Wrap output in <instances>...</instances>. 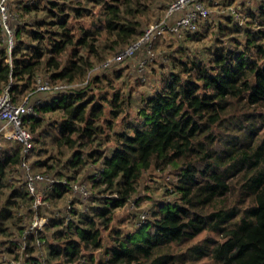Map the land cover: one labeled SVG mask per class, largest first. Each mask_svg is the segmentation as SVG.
Here are the masks:
<instances>
[{
	"label": "trees",
	"instance_id": "trees-1",
	"mask_svg": "<svg viewBox=\"0 0 264 264\" xmlns=\"http://www.w3.org/2000/svg\"><path fill=\"white\" fill-rule=\"evenodd\" d=\"M115 1L118 5L105 4L103 26L116 37L114 44L135 41L144 32L140 30L141 22L126 19L123 14L135 13L133 3L141 0ZM50 4L52 8L48 13L53 19L37 21L39 28L29 30L30 44L19 39L26 26L17 19L12 20L16 44L11 56L0 29V93L10 85L14 102L34 92L41 66L46 71L50 69L46 79L52 84L73 82L93 66L86 58L78 56L76 50L74 56L77 55V61L85 69L75 61H71L70 66H61L59 56L74 44V37L64 7L55 1ZM34 8L38 9L36 2L30 4L28 1L22 6L25 11ZM261 10L264 14L263 7ZM74 11L77 16L82 14L77 8ZM250 14L254 17V13ZM175 20L172 16L168 18L170 23ZM259 25H264V17ZM42 26L44 29H40ZM52 27L55 30H51ZM196 27L194 25L190 31L194 32ZM225 29L219 27L221 32ZM233 30H240L237 23ZM90 33L87 31L85 36ZM76 39L77 45H87L92 50L93 45L87 37ZM263 39L264 31L250 29L243 42L233 39L232 48L215 47L207 60L185 54L178 69L164 77L162 87L143 99L139 111L141 120L123 123V130L113 135L114 148L110 154L94 148L84 157V153L75 151L66 161L65 166L73 169V174L66 178L74 183V174L87 159L100 161L98 178L92 186H102L103 192L115 196L101 198L102 205L92 207L90 216L74 207L67 220L60 216L49 218L38 236L32 234L26 241L27 255L37 246V239L46 241L41 235L45 229H54L47 243L48 252L44 248L41 253L42 260L47 257L46 264H73L83 256L80 254L83 249L101 247V225H108L114 210L130 201L144 173L155 167L174 171L179 198L162 203L133 232L121 236L114 231V245L105 251L104 264H189L201 259H208L210 264H264V117L248 111L233 112L236 107L264 105ZM42 42L46 44L44 47ZM46 54L49 56L45 57ZM78 88L55 92L53 101L36 103L37 115L28 117L25 122L35 135L43 125V112L61 110L63 116L55 125L57 134L51 139L52 146L60 150L58 153L65 147L90 148L95 142L100 144L104 104ZM113 98L109 101L110 112L116 117L123 110L122 102L118 101L117 93ZM105 121L109 129L114 128L113 119ZM43 134H46L45 129L38 138L33 137L32 150L35 143L42 141ZM14 142L16 145L3 146L0 150V233L13 236L8 241L17 259L20 248L12 241L20 238L28 227L34 213V196L23 189V182H14L7 198H3L10 184L9 175L19 167L22 154L20 142ZM52 159L55 157L38 159L33 166L39 171H51L54 168ZM55 174L62 176V172ZM66 189L69 187L55 186L46 200L53 203L51 200L60 198ZM231 194L235 196L233 203ZM21 207L27 209L23 215L31 216L27 222H22L23 215H16ZM44 208L48 209L43 207L42 210ZM6 221L16 228L17 234L8 232L10 227L4 225ZM203 230L216 231L221 240L214 244H196L179 253L165 249L190 241ZM34 259L32 264H44Z\"/></svg>",
	"mask_w": 264,
	"mask_h": 264
},
{
	"label": "rangeland",
	"instance_id": "rangeland-1",
	"mask_svg": "<svg viewBox=\"0 0 264 264\" xmlns=\"http://www.w3.org/2000/svg\"><path fill=\"white\" fill-rule=\"evenodd\" d=\"M28 1L30 4L36 2L38 9L34 8L31 11L22 9V6L26 5ZM50 1H55L64 7V13L68 14V27L74 37V44L67 47L59 56L61 66H70L71 61H75L78 65H82L77 61V55L86 58L93 65L91 69L86 70L84 74L78 76L73 82H64L69 84L71 86L70 88L79 86L78 91L84 90L88 96L93 95L95 101L104 104L105 109V114L100 122L103 128V133L99 140L100 144L95 142L90 148H81L77 145L72 148L65 147V149L61 150L62 153H58L60 150H57L51 143L52 137L57 134L55 125L62 118V111L58 109L42 113V117L44 118L43 125L34 133V138H38L43 129L46 130V134L41 136L42 141L40 143H35L30 153L32 167L35 171H39L40 169L37 168V166H33L34 161L52 156L55 157V159L50 160L51 163L54 164V168L45 173L55 174L57 172H62V176L66 177L73 174V169L67 168L65 164L75 151H81L84 153V157L86 156L85 154L94 148H100L105 155L110 154L111 150L114 148L113 135L123 130V123L128 121L135 123L141 120L139 111L143 107V99L148 95L154 94L162 87L164 77L178 69L179 61L185 59V54L190 55V57H195V59H201L203 57L204 60H207L215 47L226 46L232 48L233 39H239L240 42H243L247 30L251 29L252 32H256L257 30L264 31V25H259V21L264 17L261 10L262 7L264 8V0H202L207 9V13L194 23V25L197 26V30L192 32L190 31V29H192L191 27H184L180 33H173L164 29L163 33L153 41L152 51H149V53H146L142 48L130 58L115 61L113 57L116 53L134 42V40L130 39L126 44H122V42L114 44L116 37L111 35L103 26L105 4L118 5L119 2L115 0H11L9 9L14 16L11 20L17 19L22 22V26H26L25 29L23 27L19 39H22L26 44H30L31 42L28 40L30 36L29 30L39 28V26L36 25L37 21H49L53 19L50 13H48L49 9L52 8ZM175 1L176 0H141L139 3L134 2L133 7L135 13H125L123 17H127L126 19L134 18V20H139L141 22L140 30L145 32L149 26L158 24L162 19H165L167 13H169L170 6ZM122 7L124 9L123 5ZM75 8L82 12L80 16L75 15ZM250 12L254 13V17H251ZM182 13V10L175 11L172 13V17L178 18ZM235 23L240 27L239 31L233 30ZM220 26L227 28L222 31L223 34L219 30ZM40 29H44V27L42 26ZM50 29L55 30L54 27ZM87 31H91L92 33L85 36ZM144 32L142 33L144 34ZM143 34L137 36L135 40L142 37ZM82 36L87 37L86 40L93 45L91 51L87 45L79 46L76 44V38ZM13 43L14 45L16 44L15 35ZM41 45L44 47L46 44L42 42ZM74 51L77 54L76 56H74ZM48 56L49 54L45 55V57ZM108 61L110 62L106 63ZM82 67L85 69V66L82 65ZM41 68L42 69L38 72L40 74L39 76L42 79H46L50 73V69L46 71L43 66H41ZM94 78L97 79L92 80ZM86 80L90 81L89 85L88 83L86 84V82L84 83ZM115 93L118 94V101L122 102L121 106L123 110L118 113L116 117H112L109 101L114 99L113 96ZM54 94L55 92L51 95L50 101L54 100ZM43 103L47 102L41 101L39 104ZM37 112L36 110V115ZM233 112L235 114L250 112L256 115L260 114L258 116L264 117V105L246 106L244 108L236 107L233 109ZM108 119L114 120L115 126L113 129H109L106 126L105 120ZM13 145H16L14 140L4 141V147ZM86 161V164L74 174L75 177L73 179L85 183L88 187V197L85 200L77 198V201L83 208H87V211L84 213L90 216L92 214V207L102 205L100 203L101 198L106 195L109 197L115 195L103 192L102 186H92L94 179L98 178L97 171L101 167V162H95L92 159H87ZM181 163L183 162L180 161V164ZM9 180L10 184L5 189L3 198H7L14 182V184L23 182V170L20 166L14 172L10 173ZM175 186L176 178L173 170L169 168L158 169L151 167L144 173L138 186V191L132 196L130 201L123 207L114 210L112 220L106 227L101 225V247L83 249L80 253L83 256H80V258L86 260L88 264H104L107 259L105 251L107 248L114 245V241H112V236L115 235L114 231H118L121 236L133 232L137 229L140 222L147 218L148 215H150L153 210H156L162 203L165 201H176L179 198V194L175 191ZM71 195L72 194L69 192L58 201L51 200L53 202L51 203L52 210L45 209L46 213L40 211V215L45 217L46 214L51 219L52 216L50 212H53L54 209L67 203L68 199L72 197ZM230 197L234 199L232 200L233 203L235 201V196L231 194ZM24 210L27 211L26 208L23 209V207H21L16 215H23ZM59 211L65 214L62 208H60ZM22 217V222H24L23 220L27 222L31 218L29 215H23ZM77 217L78 213L74 218L75 221H77ZM100 221V219H97V223H100ZM4 225L10 227L8 232H15L17 234L18 231L15 227L10 225V221L4 222ZM53 231L54 229L49 231L45 229L41 233V235L46 238V241H44V245L42 246H34L31 254L22 255V253H20V255H22L21 261L23 264H32L35 260L34 258H38L37 260H40V262L44 264L47 263V257H44L42 260L41 253H43L44 248H46L44 251L48 252L47 243H49ZM11 236H3L0 233V264H12L13 259L16 257L13 245L8 241ZM220 240L221 238L216 231L203 230L194 239L182 244H172L165 249L173 253H179L196 244H214ZM9 247L12 250H9ZM53 262L54 261H51L50 263ZM189 264H210V261L208 259H201L198 261H191Z\"/></svg>",
	"mask_w": 264,
	"mask_h": 264
},
{
	"label": "built area",
	"instance_id": "built-area-1",
	"mask_svg": "<svg viewBox=\"0 0 264 264\" xmlns=\"http://www.w3.org/2000/svg\"><path fill=\"white\" fill-rule=\"evenodd\" d=\"M11 0H0V29L2 31L3 41L7 46L9 55L12 54L14 46V33L15 29L12 26L11 18L12 11H10ZM178 10H182L183 13L180 17L176 18L173 23L168 22V18L172 16V13ZM207 13V9L202 0H176L171 6L169 13L165 19H162L158 24L149 26L144 32L143 36L130 43L124 49L118 51L113 57V60L120 61L126 58H130L140 49H144L146 53L152 51L153 41L163 33L164 29H167L173 33H180L184 27H193L195 21ZM17 15V14H16ZM110 61L106 62L109 63ZM141 66V65H140ZM142 67V66H141ZM36 88L34 92H59L70 90L71 86L65 82H59L52 84L47 79H42L38 76L36 79ZM87 82V80L85 81ZM84 82V83H85ZM32 93H28L20 102H14L10 94V85H7L0 93V150L4 146L5 140L19 141L22 154L19 162V166L23 170V183L25 191L34 196V202L32 208L34 209V215L32 216L28 227L23 232V235L17 239H13L18 246L22 255H27L25 250L27 249L28 238L33 234L37 237L39 231H41L49 220V217L45 214V217L39 214V211L45 212V208L51 209V203L47 201V195L54 191V187L57 185H64L69 189L63 192L60 198H55V201L60 200L67 193H71L72 197L68 199L67 203L54 209L50 212L52 217H65L66 220L70 217V211L72 208H76L79 212H86L87 208L79 205L77 198L85 200L89 195L88 187L85 183L77 181H69L66 176H59L56 174H49L42 171H35L30 161V153L32 150L33 133L27 128L25 122L27 118L36 115L35 104L31 101ZM47 199V200H46ZM62 208L65 214H62L59 209ZM52 210V209H51ZM46 213V212H45ZM23 240V243L21 240ZM44 245V240L37 239V246ZM17 259H13L12 264H23L21 256ZM86 260L79 258L74 261L73 264H86ZM88 264V263H87Z\"/></svg>",
	"mask_w": 264,
	"mask_h": 264
},
{
	"label": "crops",
	"instance_id": "crops-1",
	"mask_svg": "<svg viewBox=\"0 0 264 264\" xmlns=\"http://www.w3.org/2000/svg\"><path fill=\"white\" fill-rule=\"evenodd\" d=\"M53 92H33L31 96V101L35 104L41 101L49 102Z\"/></svg>",
	"mask_w": 264,
	"mask_h": 264
},
{
	"label": "clouds",
	"instance_id": "clouds-1",
	"mask_svg": "<svg viewBox=\"0 0 264 264\" xmlns=\"http://www.w3.org/2000/svg\"><path fill=\"white\" fill-rule=\"evenodd\" d=\"M59 217V216H58Z\"/></svg>",
	"mask_w": 264,
	"mask_h": 264
}]
</instances>
